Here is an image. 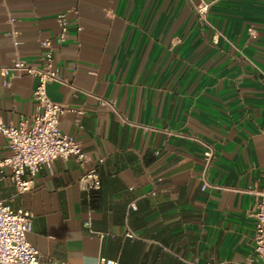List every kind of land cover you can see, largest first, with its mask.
<instances>
[{
  "label": "crops",
  "instance_id": "crops-1",
  "mask_svg": "<svg viewBox=\"0 0 264 264\" xmlns=\"http://www.w3.org/2000/svg\"><path fill=\"white\" fill-rule=\"evenodd\" d=\"M202 1L204 25L199 0H0V67L38 65L40 42L52 39L65 83L47 82L46 95L67 109L59 129L87 157L55 159L24 193L0 175V200L32 214L26 239L42 261L259 264L264 0ZM36 84L0 76V123L30 124ZM197 139L214 151L206 191ZM9 154L0 134V158ZM90 168L100 186L88 192L80 178Z\"/></svg>",
  "mask_w": 264,
  "mask_h": 264
},
{
  "label": "built area",
  "instance_id": "built-area-1",
  "mask_svg": "<svg viewBox=\"0 0 264 264\" xmlns=\"http://www.w3.org/2000/svg\"><path fill=\"white\" fill-rule=\"evenodd\" d=\"M208 6L202 0L193 5L194 16L201 25L207 24ZM57 22L60 30L55 41L60 43L67 36L65 15H60ZM247 33L250 37L254 36L253 29H248ZM52 42L50 38L40 42L43 52L38 65H30L25 60L14 58L8 67H0V76L9 80L20 75L31 76L37 80L32 92L35 108L30 116V124L27 125L24 119L17 126L0 123V134L5 138L10 151L8 156L0 158V175H3L4 171L9 172V179L17 193L30 191L34 187L33 177L43 167H50L55 159L73 156L80 163L87 160L79 142L59 129L60 117L67 109L52 102L46 95L47 82L65 83L59 79L58 72L53 67ZM107 105L112 107L110 103ZM197 141L203 147L200 190L206 191L215 188L207 179L214 151L210 144L198 139ZM25 173H28V178H23ZM80 181L84 183L88 192L99 189L100 182L95 168L88 169ZM252 216L255 220L253 251L257 262L264 264V180ZM31 224L32 214L29 211L13 209L5 201L0 200V264H62L41 260V254L26 239ZM96 264L119 263L116 260L99 257Z\"/></svg>",
  "mask_w": 264,
  "mask_h": 264
}]
</instances>
